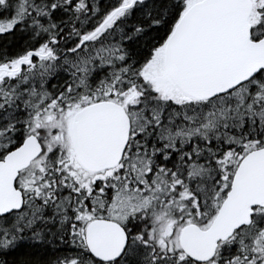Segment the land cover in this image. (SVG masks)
Masks as SVG:
<instances>
[{
  "label": "snow or ice",
  "instance_id": "obj_1",
  "mask_svg": "<svg viewBox=\"0 0 264 264\" xmlns=\"http://www.w3.org/2000/svg\"><path fill=\"white\" fill-rule=\"evenodd\" d=\"M0 264H264V0H0Z\"/></svg>",
  "mask_w": 264,
  "mask_h": 264
}]
</instances>
